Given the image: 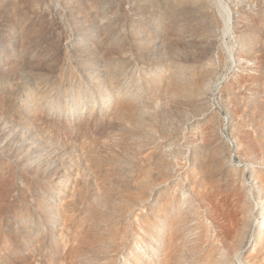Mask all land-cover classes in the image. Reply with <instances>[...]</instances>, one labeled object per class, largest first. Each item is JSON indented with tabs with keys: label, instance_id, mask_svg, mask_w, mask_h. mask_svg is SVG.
I'll return each instance as SVG.
<instances>
[{
	"label": "rangeland",
	"instance_id": "1",
	"mask_svg": "<svg viewBox=\"0 0 264 264\" xmlns=\"http://www.w3.org/2000/svg\"><path fill=\"white\" fill-rule=\"evenodd\" d=\"M0 264H264V0H0Z\"/></svg>",
	"mask_w": 264,
	"mask_h": 264
},
{
	"label": "bare ground",
	"instance_id": "2",
	"mask_svg": "<svg viewBox=\"0 0 264 264\" xmlns=\"http://www.w3.org/2000/svg\"><path fill=\"white\" fill-rule=\"evenodd\" d=\"M228 15V14H227ZM231 16L229 15L228 16V18L226 19V25L228 26V28L230 29L231 27L232 28H234L233 27V22H231L232 20H231ZM228 33V32H227ZM252 186V185H251ZM254 192V191H253ZM252 198H253V200H255V202L258 204V206H259V203H258V201H257V199H256V196H255V193L254 194H252ZM257 222H259V224L258 223H256V227H258V226H261L262 224H263V220L262 219H260V218H257ZM254 236H255V234H254ZM241 254H242V252H240ZM239 253V254H240ZM238 254V255H239ZM238 258H240V257H238Z\"/></svg>",
	"mask_w": 264,
	"mask_h": 264
}]
</instances>
